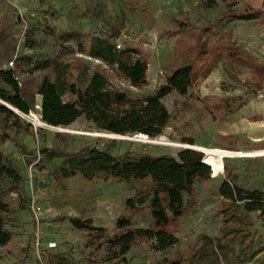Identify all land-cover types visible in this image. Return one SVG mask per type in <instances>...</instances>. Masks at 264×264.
I'll return each mask as SVG.
<instances>
[{
	"label": "rangeland",
	"instance_id": "1",
	"mask_svg": "<svg viewBox=\"0 0 264 264\" xmlns=\"http://www.w3.org/2000/svg\"><path fill=\"white\" fill-rule=\"evenodd\" d=\"M231 1L236 2V8L260 10L264 0ZM105 18L124 24V33L117 40L121 48L136 45L152 57L147 84L142 89L134 88L113 68L79 52L64 55L72 64L68 73L71 83L84 87L87 75L97 69L104 71L114 86L134 97L153 94L167 75L183 63L185 49L195 46L200 37L210 43L218 37L234 41L244 58L264 65V20L228 18L225 0H0V25L8 26L17 44V55L31 58L18 76L24 96L34 98L32 110L19 114L31 127L16 135L10 131L15 140L2 145L23 175L24 192L10 194L6 229L11 233V241L0 246V264H163L177 257L203 264L207 261L203 253L213 257L215 249L227 264H264V221L257 212L246 214L241 210L238 211L241 221L230 220L221 211L219 194L226 168L238 185L264 192V90L255 91L258 78L251 68L222 60L208 78H199L187 95L172 92L149 101L105 131L85 117L68 127L36 126L27 117L35 112L41 118L35 107L42 99L37 88L50 74L31 72L32 64L53 57L64 48L57 39L62 32L76 30L89 34L84 41L88 50L90 36L104 33ZM175 20L185 23L180 32H175ZM206 29L210 31L205 34ZM28 39L35 40L32 48L27 45ZM201 64L196 62L197 67ZM140 131L176 145L105 135L132 137ZM195 144L243 155L226 158L218 173L213 171L211 179L196 184L195 212L188 211L180 219L177 242L172 247L156 251L151 241H138L124 258L109 259L105 245L92 244L86 231L72 226L71 218H91L94 225L105 228L107 238L119 232L116 222L120 217L130 216L133 228L155 227L148 208L132 215L126 208V201L134 196L139 184L103 175L91 181L81 175L59 180L57 176L66 156L53 152H85L97 147L115 155L131 151L176 156L180 149ZM33 198L41 207L39 214L32 209ZM48 241L57 242V248L46 249ZM219 244L226 245L224 252L219 251Z\"/></svg>",
	"mask_w": 264,
	"mask_h": 264
},
{
	"label": "trees",
	"instance_id": "2",
	"mask_svg": "<svg viewBox=\"0 0 264 264\" xmlns=\"http://www.w3.org/2000/svg\"><path fill=\"white\" fill-rule=\"evenodd\" d=\"M225 2L226 16L230 19L264 20V1L260 10H253L251 7L236 8V2ZM103 20L106 29L101 35L90 36L88 50L84 41L89 34L70 30L57 35V39L64 46L60 52L32 64L31 72L50 73L37 88V94L42 98L40 115L46 124L68 127L79 118L85 117L92 121L97 129L105 131L109 126L119 125L126 116L138 112L149 101L162 99L172 92L187 95L199 78H208L218 63L225 59L232 64L251 68L258 78L255 91L264 90V65L244 58L236 43L223 37H218L213 43L202 41L200 37L195 46H188L184 51L183 63L167 75L165 82L153 94L144 97H134L126 90L114 86L109 76L97 69L87 75L84 87L71 83L68 73L72 64L64 59V55L79 52L87 53L113 68L134 88L142 89L147 84V71L152 61L150 54L132 44L121 48L117 40L124 33V24L114 22L110 18ZM184 26L183 20H175V32H180ZM203 31L206 34L210 30ZM34 43L35 40H27L28 47L32 48ZM0 47V99L18 111L28 114L32 110L34 98L27 99L24 96L18 73L30 64L31 58L17 55L16 41L4 23L0 25ZM9 62H13L12 67H7ZM196 62L202 63L201 66L197 67ZM67 96L76 98L67 99ZM29 127L31 124H25L18 113L0 102V246H6L11 241V233L6 229V215L11 209L10 194L24 192L23 175L4 153L2 145L8 140H15L10 131H15L16 135ZM148 137L152 138L149 135ZM53 155L66 156L57 176L59 180L64 181L81 175L85 180L91 181L103 175L121 182L139 184L134 196L126 201V208L130 215L148 208L154 228H133L130 216L120 217L116 222L119 232L112 238H107L105 228L94 225L91 218L70 219L75 229L87 232L92 244L97 243L98 247L105 245L109 259L124 258L138 241H151L156 251H165L172 247L177 242L180 219L188 211L195 212L196 184L211 179L213 174L211 165L204 161L206 154L190 148L180 149L176 156L138 154L131 151L115 155L97 147L85 152H53ZM219 194L222 197L221 211L226 213L230 220L241 221L242 217L238 215L241 210L246 214L257 212L258 217L264 221V192L238 185L228 168L225 179L219 186ZM218 247L219 251L224 252L226 245L219 244ZM213 254V257H209L203 253V256L207 257L203 264H227L222 262L218 250H213ZM163 264L198 263L177 257L165 260Z\"/></svg>",
	"mask_w": 264,
	"mask_h": 264
},
{
	"label": "bare ground",
	"instance_id": "3",
	"mask_svg": "<svg viewBox=\"0 0 264 264\" xmlns=\"http://www.w3.org/2000/svg\"><path fill=\"white\" fill-rule=\"evenodd\" d=\"M36 126H44L45 124L42 119L39 117V115L35 112H31L29 116H27ZM110 137L114 138H124V139H131L138 142H144V143H153V144H160V145H176L173 142L168 141L165 138H149V137H136L134 139L129 138L127 136H119L117 134H105ZM191 148L198 149L206 154L207 162L213 167L215 173H218L223 168V162L226 158H234L239 155H243L240 152L230 151L226 149H220V148H213V147H205L201 145H190ZM249 155V154H245Z\"/></svg>",
	"mask_w": 264,
	"mask_h": 264
},
{
	"label": "built area",
	"instance_id": "4",
	"mask_svg": "<svg viewBox=\"0 0 264 264\" xmlns=\"http://www.w3.org/2000/svg\"><path fill=\"white\" fill-rule=\"evenodd\" d=\"M12 66H13V62H9L7 67H12ZM0 102H3V101L0 99ZM35 107H36L37 110H41V102L36 103ZM15 110L17 111L18 114H20V111H18L17 109H15ZM30 114H31V113H30ZM142 136H144V137H148L147 134L142 133V132H139V133H135V134H133L132 137H129V138L134 139V138H136V137H142ZM261 151H262V150H261ZM256 152H257V151H256ZM204 161H205L207 164H209V163L207 162L206 157H205ZM212 170H213V169H212ZM213 171H214V170H213ZM31 203H32L31 206H32L33 211H34L36 214H39L40 211H41V207L38 205L36 198H33ZM56 248H57V242H55V241H48V242H47L46 249H48V250H54V249H56Z\"/></svg>",
	"mask_w": 264,
	"mask_h": 264
},
{
	"label": "water",
	"instance_id": "5",
	"mask_svg": "<svg viewBox=\"0 0 264 264\" xmlns=\"http://www.w3.org/2000/svg\"><path fill=\"white\" fill-rule=\"evenodd\" d=\"M2 104H4V105H6L8 108H10V109H12L13 111H15L16 113H17V111L15 110V108H13L11 105H9L8 103H6V102H1ZM189 148H191V147H189ZM192 149H195V148H192ZM204 153V152H203ZM210 165V164H209Z\"/></svg>",
	"mask_w": 264,
	"mask_h": 264
}]
</instances>
